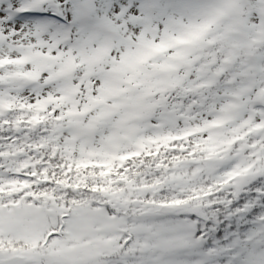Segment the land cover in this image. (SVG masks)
Here are the masks:
<instances>
[{
  "label": "snow or ice",
  "instance_id": "obj_1",
  "mask_svg": "<svg viewBox=\"0 0 264 264\" xmlns=\"http://www.w3.org/2000/svg\"><path fill=\"white\" fill-rule=\"evenodd\" d=\"M0 264H264V0H0Z\"/></svg>",
  "mask_w": 264,
  "mask_h": 264
}]
</instances>
